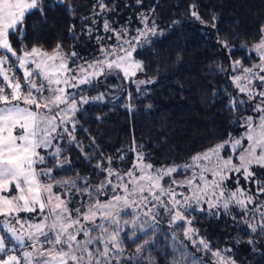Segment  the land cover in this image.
<instances>
[{"label":"snow or ice","instance_id":"obj_1","mask_svg":"<svg viewBox=\"0 0 264 264\" xmlns=\"http://www.w3.org/2000/svg\"><path fill=\"white\" fill-rule=\"evenodd\" d=\"M60 5L75 15L65 0H53L50 6ZM44 6L45 0H0V264H131L132 257L125 255L126 238L133 243L143 239L136 248L139 264L145 246L155 244L144 235L154 236L163 216L174 229L171 264H236L231 248H213L193 221L197 213L213 219L228 215L251 234L264 238V199L260 198L264 196V27L249 50L259 57L258 63L246 67L241 60H230L227 68L218 69L230 72L237 89L235 96L228 93L229 111L248 104L256 114L234 121L245 129L242 133H228L227 138L182 164L157 166L151 154L134 141L129 149L133 153L131 165L120 168L124 152L118 149L120 154L115 157L97 156L98 149L93 147V154L85 153V159H95V175L104 176L93 184L90 177L79 174L69 180L53 176L54 169L71 163L62 141L83 153L75 135L80 106L103 101L107 95L101 92L88 97L84 89L95 90L101 77L107 80L110 76L134 83L137 91L140 85L154 83L135 79L144 71V64L134 53L150 44V37L163 33L154 19L149 26V17L140 13L143 27L132 29L136 35H130L127 25L114 27L115 22L107 18L115 12L114 4L93 0L91 15L81 18L80 29L89 41H95L91 58L75 50L65 53L59 43L51 53L38 47L30 51L22 47L18 53L10 34H22L25 18L33 12L43 17ZM191 16L205 23L195 5L191 6ZM100 18L106 36L99 34ZM215 20L213 15V28ZM69 31L71 38H81L75 25ZM221 44L231 55L228 42ZM17 67L22 70L23 83ZM240 94L247 99H241ZM126 95L132 99L131 92ZM257 98L256 104H250ZM126 106L132 108L130 103ZM177 174L184 179H178ZM241 180L255 191L242 186ZM229 181L235 186L229 187ZM135 209L143 211H133L131 220L122 215ZM234 209L238 210L236 215H232ZM180 235L189 243L180 240ZM189 244L211 259L193 257L186 261L191 254Z\"/></svg>","mask_w":264,"mask_h":264},{"label":"trees","instance_id":"obj_2","mask_svg":"<svg viewBox=\"0 0 264 264\" xmlns=\"http://www.w3.org/2000/svg\"><path fill=\"white\" fill-rule=\"evenodd\" d=\"M105 2L115 5V12L107 14V18L115 22L114 27L127 25L130 35H136L131 30L143 27L139 14L144 13L149 17V26L154 19L158 31H162V35L150 37L151 43L134 53V57L144 64V71L138 72L135 79L153 80L154 83L140 85L137 91L134 83L110 76L107 80L101 77L95 90L86 87L83 94L88 97H95L101 92L107 95L103 101L83 104L76 113L78 124L75 135L83 153L62 141L61 146L71 163L54 169L53 176L69 180L76 179L79 174L90 177L93 184H98L104 176L95 175L97 161H89L84 155H92L93 147L98 149L95 152L97 156L103 153L115 157L120 154L117 152L120 149L126 158L119 167L126 168L132 163L133 153L129 149L135 141V145L138 148L142 146L145 153L151 154L152 162L159 166L173 162L182 164L195 153L227 138L228 133L237 136L243 127L234 121L252 115L253 111L248 104L229 111L228 93L235 96L237 89L230 79V72L221 73L218 69L227 68L230 60H241L245 65L258 58L249 50L260 39V29L264 27V0ZM52 3L53 0H45L43 17L39 12L26 16L22 34H10L13 48L18 53L22 47L29 51L38 47L51 53L59 43L65 53L75 50L81 56L91 58L96 49L95 41H89L80 29L83 27L81 18L91 15L93 0H65L75 15L64 5L50 6ZM193 5L205 23L191 16ZM213 15L216 16L215 28L211 26ZM102 23L103 18H100L97 25L99 34L106 36ZM72 25L76 26L77 35L81 37L79 40L71 38L69 29ZM222 41H227L233 49L231 55L223 49ZM107 43L112 44L113 41ZM18 74L23 77L22 72L18 71ZM127 92H131V100L127 98ZM240 98L247 99L244 94H240ZM129 103L131 109L126 106ZM250 104L254 105L253 101ZM113 167H116L115 163ZM177 178L182 180L184 175L177 174ZM133 211L143 210H127L122 215L131 220L134 218ZM237 211L234 209L232 215H236ZM236 219L239 221L240 217L236 216ZM193 225L211 241L213 248H231L230 255L236 264H264V238L251 234L246 226L235 223L231 216L221 214L213 219L197 213ZM173 230L167 217L163 216L154 236L138 233L144 235V239L155 240L154 246H145L139 264H171ZM179 239L184 240V237L180 235ZM249 239H253L254 243H247ZM124 242L125 255L132 257L131 264H136V248L143 244V239L133 243L126 238ZM189 252L191 254L186 261H191L193 257L206 261L211 259L190 244ZM175 256L181 258L179 253Z\"/></svg>","mask_w":264,"mask_h":264},{"label":"rangeland","instance_id":"obj_3","mask_svg":"<svg viewBox=\"0 0 264 264\" xmlns=\"http://www.w3.org/2000/svg\"><path fill=\"white\" fill-rule=\"evenodd\" d=\"M255 55H256V54H255ZM9 56H10V54H9ZM256 56H257V55H256ZM10 57H11V56H10ZM257 57H258V56H257ZM258 62H259V57H258L257 59H253L252 62H251L250 64H245L244 66H246V67H251L252 64H254V63H258ZM69 67H71L70 64H69ZM18 71L22 72V70H20V69L17 67V68H16V74H17V75H19V74H18ZM235 74H238V73H235ZM21 83H23V77L21 78ZM70 91H73V90L70 89ZM77 99H79V98H77ZM258 100H259V98H257V100H253V103L256 104V103L258 102ZM81 107H82V105L80 106V108H81ZM252 115H256V114L252 112ZM244 130H245V129L242 128V129L240 130V132L238 133V135H239L240 133H242ZM238 135H237V136H238ZM245 143H247V142H245ZM240 183H241L242 186L252 188L253 191H255L254 186H252V185H245V182H244L243 180H241ZM228 184H229V187H234V186H235V185L232 183V181H229ZM260 198H261V199H264V196H261ZM20 215H21V216H27V215H35V214H25V213H21ZM18 254H19V253H18Z\"/></svg>","mask_w":264,"mask_h":264}]
</instances>
